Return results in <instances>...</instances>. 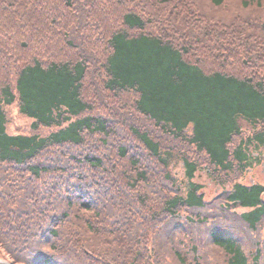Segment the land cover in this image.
<instances>
[{
    "label": "trees",
    "instance_id": "trees-1",
    "mask_svg": "<svg viewBox=\"0 0 264 264\" xmlns=\"http://www.w3.org/2000/svg\"><path fill=\"white\" fill-rule=\"evenodd\" d=\"M257 161L264 0H0L1 257L264 264Z\"/></svg>",
    "mask_w": 264,
    "mask_h": 264
},
{
    "label": "rangeland",
    "instance_id": "rangeland-1",
    "mask_svg": "<svg viewBox=\"0 0 264 264\" xmlns=\"http://www.w3.org/2000/svg\"><path fill=\"white\" fill-rule=\"evenodd\" d=\"M6 113L8 120L11 124L16 126H21L24 128L29 127V120L21 118L19 115L16 114V111L13 108H6ZM14 128L9 125L8 131L14 132ZM44 131H47V129H44ZM258 163L254 166V169L246 174L245 180L246 182H259L264 184V168L259 166L260 161H257ZM173 175L179 180H184V168L181 162H177L176 165H173L172 168ZM209 170H200L198 174H196V179L199 181V183L204 185L203 192L206 194V199L211 198L215 193L219 191V188L215 187L213 183L211 182L209 176L207 175ZM0 261L6 262L8 264H15L14 262L10 261L6 257L0 256Z\"/></svg>",
    "mask_w": 264,
    "mask_h": 264
},
{
    "label": "flooded vegetation",
    "instance_id": "flooded-vegetation-1",
    "mask_svg": "<svg viewBox=\"0 0 264 264\" xmlns=\"http://www.w3.org/2000/svg\"><path fill=\"white\" fill-rule=\"evenodd\" d=\"M263 167L264 168V162H261V164H260V167ZM264 170V169H263Z\"/></svg>",
    "mask_w": 264,
    "mask_h": 264
},
{
    "label": "water",
    "instance_id": "water-1",
    "mask_svg": "<svg viewBox=\"0 0 264 264\" xmlns=\"http://www.w3.org/2000/svg\"><path fill=\"white\" fill-rule=\"evenodd\" d=\"M0 264H8V263H6V262H3V261H0Z\"/></svg>",
    "mask_w": 264,
    "mask_h": 264
}]
</instances>
